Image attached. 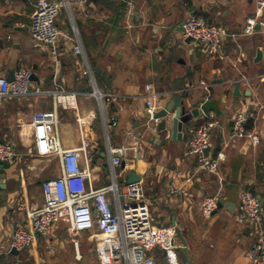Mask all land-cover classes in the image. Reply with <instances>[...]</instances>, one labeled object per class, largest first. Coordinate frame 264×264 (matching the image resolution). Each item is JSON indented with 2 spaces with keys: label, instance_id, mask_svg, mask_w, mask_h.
<instances>
[{
  "label": "crops",
  "instance_id": "1",
  "mask_svg": "<svg viewBox=\"0 0 264 264\" xmlns=\"http://www.w3.org/2000/svg\"><path fill=\"white\" fill-rule=\"evenodd\" d=\"M36 1L0 0V76L13 79L26 68L32 73L31 89L78 93V115L58 109L62 147L81 145L77 116L84 118L94 185H108L114 173L124 184L133 172L138 173L155 222L177 227L181 262L187 264V254L191 264H251L248 253L258 234L255 225L240 222L238 214L242 190L260 195L264 236V26L258 24L252 34L244 32L259 0H54L62 3L57 16L61 32L57 64L49 49L31 36ZM191 15L224 27L218 52L186 41L180 27ZM79 43L83 53L74 51ZM259 49L262 56L256 60ZM236 83L240 94L235 93ZM147 84L158 93L159 109L185 92H193L195 99L207 92L217 100L220 114L210 113L217 122L210 154L226 153L217 172L200 171L187 148L190 129L209 116L192 120L185 139H170L167 132L148 124ZM94 87L105 94L106 125L98 100L90 95ZM94 100L97 108L91 105ZM54 108L53 97L45 94L0 98V135L13 143L17 153L4 162L6 187L0 188V264H99L90 233L79 235L75 245L64 223L48 236H37L27 251L10 252L15 223L28 224L27 208L44 204L43 181L61 174L60 157H38L32 137L33 114ZM246 110L255 112L248 124L259 135L258 144L230 138L233 118ZM113 117L118 119L116 126L110 125ZM135 136L140 137L141 155L113 166L109 147L133 142ZM210 194H218L226 203L205 218L200 204ZM151 254L156 264H169L161 247Z\"/></svg>",
  "mask_w": 264,
  "mask_h": 264
},
{
  "label": "built area",
  "instance_id": "2",
  "mask_svg": "<svg viewBox=\"0 0 264 264\" xmlns=\"http://www.w3.org/2000/svg\"><path fill=\"white\" fill-rule=\"evenodd\" d=\"M85 1V0H80ZM255 14L247 18L244 28L246 34L257 31V25L264 26L261 19L264 10V0H259ZM62 3L54 0H37L36 10L32 15L29 29L32 38L44 48H48L55 63H59L60 29L57 16ZM183 34L191 37L197 45L205 46L209 52L220 50L226 31L223 26L210 23L201 15H191L182 23ZM76 53H83L82 45L74 46ZM32 73L26 68L19 69L14 80L0 76V98L8 96H26L45 94L52 96L55 108L38 110L33 114V146L38 157L58 155L61 159V174L43 181L44 204L41 207L27 208L28 224L16 222L10 249L19 252L30 249L37 236H48L56 225L64 223L67 235L78 245L77 237L90 233L94 240L96 256L99 264H156L151 252L161 247L169 264H186L178 259L176 252L175 225L156 223L147 199L145 187L139 181L120 184L113 174L108 185L96 187L91 179L88 164L90 142L84 129L85 119L77 116L80 125L82 143L79 147L64 149L60 142L58 109L80 112L78 93L66 89L42 90L40 86L31 89ZM151 94L146 99V115L149 125L158 127L159 119L155 114L160 110L157 105L158 93L151 84L146 85ZM90 95L94 96L100 105L106 125L105 94L96 87ZM255 117L252 110L242 111L233 118L231 139H250L252 144H258L260 137L248 128V123ZM118 119L113 117L110 125L116 126ZM217 122L209 118L190 129L188 137V153L197 159V168L204 172H217L226 160L224 150L210 154L212 134ZM208 149V153L206 150ZM109 153L113 166H119L123 161L141 155L140 137L135 136L133 142L119 146H110ZM14 145L0 135V162H8L16 157ZM84 161V163H83ZM174 191L184 193L182 189L173 187ZM219 195H206L200 204L203 217L209 218L217 210ZM17 205L22 208L24 203L18 199ZM240 222L248 221L254 224L258 239L249 250L251 264H264V236L262 231L263 205L262 200L251 190H242L239 195Z\"/></svg>",
  "mask_w": 264,
  "mask_h": 264
},
{
  "label": "water",
  "instance_id": "3",
  "mask_svg": "<svg viewBox=\"0 0 264 264\" xmlns=\"http://www.w3.org/2000/svg\"><path fill=\"white\" fill-rule=\"evenodd\" d=\"M210 23H212V19H208ZM181 30L183 31V27L181 25ZM259 28V27H257ZM187 42H191L192 38L187 37ZM262 56L261 49L258 50L256 60L260 59ZM9 81L14 80L8 78ZM240 85L238 83L235 84V93L240 94L239 91ZM209 93L204 92L196 99L194 98L193 92H185L174 95L173 98L162 107L156 114L155 118H158L160 121L158 122V129L160 131H165L168 133V137L174 140L185 139V132H187L188 127L190 126L192 120L198 118L202 119L204 116H209L211 111H215L217 114H220V110L217 106V100L209 98ZM251 144V140H247V145ZM208 153V149L206 150ZM6 176L4 163L0 162V188L4 189L6 186L3 183V179ZM141 176L133 172L129 179L128 183L139 181ZM258 198H261L259 195ZM225 200L223 198H219L218 208H221L223 204H225ZM182 237V236H181ZM184 245L186 244L184 238L182 237ZM14 255H18L19 251L15 248H12L10 251ZM187 256V264H191V261Z\"/></svg>",
  "mask_w": 264,
  "mask_h": 264
},
{
  "label": "rangeland",
  "instance_id": "4",
  "mask_svg": "<svg viewBox=\"0 0 264 264\" xmlns=\"http://www.w3.org/2000/svg\"><path fill=\"white\" fill-rule=\"evenodd\" d=\"M92 92H93V90L91 91V93H92ZM93 97H94V96H93ZM91 105H92L93 108H97V105H96L95 100L92 102ZM95 106H96V107H95ZM148 202H149V201H148ZM149 205H150V202H149ZM150 209H151V205H150ZM84 236H85V235H84ZM68 238L70 239V237H68ZM69 239H68V240H69Z\"/></svg>",
  "mask_w": 264,
  "mask_h": 264
},
{
  "label": "trees",
  "instance_id": "5",
  "mask_svg": "<svg viewBox=\"0 0 264 264\" xmlns=\"http://www.w3.org/2000/svg\"><path fill=\"white\" fill-rule=\"evenodd\" d=\"M250 127V124H248V128Z\"/></svg>",
  "mask_w": 264,
  "mask_h": 264
}]
</instances>
